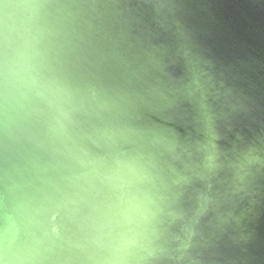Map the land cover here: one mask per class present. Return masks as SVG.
Returning a JSON list of instances; mask_svg holds the SVG:
<instances>
[{
  "label": "clouds",
  "instance_id": "obj_1",
  "mask_svg": "<svg viewBox=\"0 0 264 264\" xmlns=\"http://www.w3.org/2000/svg\"><path fill=\"white\" fill-rule=\"evenodd\" d=\"M0 264H264V0H0Z\"/></svg>",
  "mask_w": 264,
  "mask_h": 264
}]
</instances>
